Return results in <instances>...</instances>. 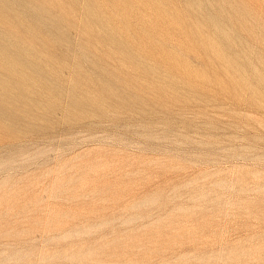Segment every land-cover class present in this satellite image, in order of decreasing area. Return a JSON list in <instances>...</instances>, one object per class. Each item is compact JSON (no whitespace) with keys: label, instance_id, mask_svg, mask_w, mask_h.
I'll return each instance as SVG.
<instances>
[{"label":"rangeland","instance_id":"374dc122","mask_svg":"<svg viewBox=\"0 0 264 264\" xmlns=\"http://www.w3.org/2000/svg\"><path fill=\"white\" fill-rule=\"evenodd\" d=\"M203 2L0 8L50 79L0 120V264H264V0Z\"/></svg>","mask_w":264,"mask_h":264},{"label":"bare ground","instance_id":"6f19581e","mask_svg":"<svg viewBox=\"0 0 264 264\" xmlns=\"http://www.w3.org/2000/svg\"><path fill=\"white\" fill-rule=\"evenodd\" d=\"M192 1L195 5L206 8V13H208L207 25L211 26L213 24L214 27H218L219 14H215L210 5L207 3L205 4L203 2L204 0ZM14 2H10V0H0V8L9 11L11 16L21 18L26 24L28 23L32 26V28H41L42 24H40V20L43 14H39L38 9H32L35 13L32 12L30 7L26 6L28 0H20L19 2L23 4L13 7L11 3L14 4ZM31 13H33V16L26 22L24 17L32 15ZM59 31L60 29L57 28L55 32ZM61 37L64 38V35ZM15 38H18V36L14 30H0V56L11 63H8L7 67L0 70V120L4 125L9 127L23 125L26 130L29 128L40 129V125L37 126L36 123L40 121L42 117L33 113L34 107L38 101L30 99L33 86L25 79L26 73L30 71L42 83H48L50 79L46 76L43 68H35V62L29 58L30 55L39 54L41 52L38 53L33 47L28 46L20 40L16 41ZM7 54L11 55V58H8ZM233 60L236 61L235 59ZM14 74H19L23 77L20 80H16L12 77ZM58 88L55 91H59L60 89ZM78 102L79 100L75 103L77 107H79Z\"/></svg>","mask_w":264,"mask_h":264}]
</instances>
